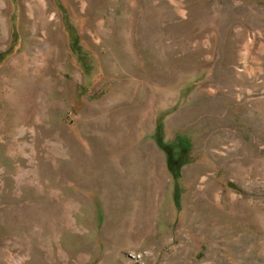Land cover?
I'll list each match as a JSON object with an SVG mask.
<instances>
[{
  "label": "rangeland",
  "instance_id": "obj_1",
  "mask_svg": "<svg viewBox=\"0 0 264 264\" xmlns=\"http://www.w3.org/2000/svg\"><path fill=\"white\" fill-rule=\"evenodd\" d=\"M0 1V264H264V0Z\"/></svg>",
  "mask_w": 264,
  "mask_h": 264
},
{
  "label": "bare ground",
  "instance_id": "obj_2",
  "mask_svg": "<svg viewBox=\"0 0 264 264\" xmlns=\"http://www.w3.org/2000/svg\"><path fill=\"white\" fill-rule=\"evenodd\" d=\"M1 1H0V16H1ZM3 20L0 17V23H2ZM1 25V24H0ZM13 68V67H12ZM7 79L4 81L5 84L8 86L13 79L17 80L16 84H10L11 87H14V91L11 94L13 96V100L10 101V103H4L3 105V109H7L6 106L8 107V105H13L15 107V112L17 113L14 120H13V127L16 128V123L18 122V119L20 117V110L23 109V104L25 103L27 105L32 104L33 101V97L35 96L36 90L34 87L28 85L30 84V81L32 80V75L31 74H26L24 73V70L15 67L14 69H12L10 72L7 73L6 75ZM4 94V93H2ZM5 98H3L4 100ZM1 105V104H0ZM2 109H0L1 111ZM27 111H30L29 108L26 107ZM0 172H2V170L0 169ZM19 187V186H18ZM14 222V221H13Z\"/></svg>",
  "mask_w": 264,
  "mask_h": 264
},
{
  "label": "trees",
  "instance_id": "obj_3",
  "mask_svg": "<svg viewBox=\"0 0 264 264\" xmlns=\"http://www.w3.org/2000/svg\"><path fill=\"white\" fill-rule=\"evenodd\" d=\"M73 43H75V42H73Z\"/></svg>",
  "mask_w": 264,
  "mask_h": 264
}]
</instances>
